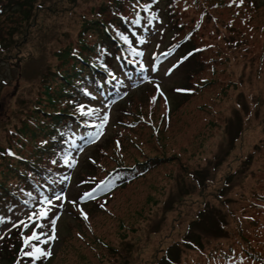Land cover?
<instances>
[{
  "label": "rangeland",
  "instance_id": "rangeland-1",
  "mask_svg": "<svg viewBox=\"0 0 264 264\" xmlns=\"http://www.w3.org/2000/svg\"><path fill=\"white\" fill-rule=\"evenodd\" d=\"M18 1L23 7L11 11L16 1L1 0L0 148L43 95V76L60 64L57 53L77 44L82 16L91 17L104 0ZM142 1L158 12L142 44L143 71L116 93L90 99L98 103L87 108L96 112L97 126L91 135L75 134L63 199L45 205L43 219L28 220L42 199L7 213L0 254L7 237H23L25 245L33 228L47 234L28 244L49 246L47 264H223V251L231 249L254 264L239 230L264 254V0ZM193 29L196 45L206 47L195 58L203 70L189 75L190 62L171 70L177 57L162 53ZM200 77L211 82L186 96ZM149 159L157 165L139 177L78 200L105 168L125 169L117 161L142 166ZM52 219L56 238L49 240ZM218 220L224 227L216 232ZM19 221L28 227L14 226ZM98 237L100 245L90 243Z\"/></svg>",
  "mask_w": 264,
  "mask_h": 264
},
{
  "label": "trees",
  "instance_id": "trees-1",
  "mask_svg": "<svg viewBox=\"0 0 264 264\" xmlns=\"http://www.w3.org/2000/svg\"><path fill=\"white\" fill-rule=\"evenodd\" d=\"M15 1L10 4L11 11L24 5L23 2ZM242 1L245 2V0ZM251 1L249 0V2ZM0 4L2 12L5 11L4 3L2 4L1 0ZM216 4H223V0H216ZM39 7L42 8L43 4H39ZM151 10V3L142 0H104L97 10L91 11V17L82 16L83 27L79 31L77 44L71 45L68 51L63 49L57 53L61 58L60 64L50 69L45 77L43 76V95L31 103V112L27 110L25 118L21 120L20 128H15L11 133V142L0 148V227L3 226L7 213L15 211L20 206L31 208L35 206L41 196L52 195L53 188H64L67 181V166L64 161L55 160L54 155L57 152L66 153L68 150L66 145L69 140V129L72 127L71 123H74L73 115H78L77 122L81 123L83 128L93 127L88 124L89 120L87 122V118L83 114L81 117L76 112L77 110L73 109L75 107L73 102H81L82 98L87 95L92 97L91 95L94 93L98 95L100 90L109 87L112 79V85L118 84L119 76L113 78L114 72L108 63L115 61L119 66H124L120 48H124L126 57L134 60L136 52H138L137 47L143 40L140 35L144 33L140 32V27L143 24L147 25L152 19ZM198 27H201V23ZM189 31H187L186 37L178 40L177 43L178 45L184 44V51L180 45L179 54L184 56L186 51V54L189 55L182 66L190 62L187 70L190 67L189 75H195L204 68V64H200L199 59L195 58L205 51V46L196 45L193 39L196 30L193 29L190 33ZM209 82L211 80L205 77H200L199 81L195 80L196 89L188 93L185 88L186 96L202 91ZM90 87L93 89L88 90ZM164 121L162 118L159 123ZM59 157L61 158V156ZM152 161L151 159L145 160V164L142 166L139 165L142 163L140 162L135 168L132 165L124 164L123 161H117L116 167L125 168L128 166V168L123 170L105 168L101 178H97L87 191L96 189V192L100 191L103 194L114 186H123L132 180L131 176L137 177L157 165L158 162ZM89 163L99 168L98 163L94 161ZM102 167L100 166V168ZM129 172H131L130 176ZM109 180L112 181L109 182ZM100 182L103 184L100 188H96ZM51 185L53 186L51 192H43ZM223 227V223L218 220L215 231L219 232ZM92 228L93 226L85 230L89 231L88 229ZM33 231L38 236H42L44 233L35 228L32 229V233ZM83 234L86 237L90 235L86 232ZM239 234L245 244L243 251L245 256L253 259L254 264H264V254L254 248L248 236L241 230H239ZM79 237L84 239L82 233ZM100 240L98 237L97 242L94 238L90 243L94 241L95 244H92L98 246ZM22 241L19 238L17 241L12 240L11 237H7L3 241L0 257L5 260V264L8 262V264H43L44 258L35 260L34 257L24 255V252L32 251L33 248L31 245L23 246ZM11 242L12 248L8 245ZM92 244H90L91 248H93ZM19 246L20 251H18ZM220 247L215 246V249L218 250ZM232 251V249L223 251L222 256L225 258L223 264H245L241 261L242 255L232 254Z\"/></svg>",
  "mask_w": 264,
  "mask_h": 264
},
{
  "label": "snow or ice",
  "instance_id": "snow-or-ice-1",
  "mask_svg": "<svg viewBox=\"0 0 264 264\" xmlns=\"http://www.w3.org/2000/svg\"><path fill=\"white\" fill-rule=\"evenodd\" d=\"M139 55V53H138ZM166 55V54H165ZM141 71H143V65H141ZM81 112L83 113V106H81L80 108ZM89 112H91L92 110L89 109L88 110ZM108 119V117L105 115L103 117V121L101 122V124L99 125L100 128H103L104 126V122H106ZM99 135V133H97V136ZM55 163V161H54ZM65 163H67V161H65ZM103 184V182H100V184H98L96 186V188H100L101 185ZM95 192H96V189H93L92 191L90 192H87L84 194L83 197H81V199H95L96 196H95ZM63 197L62 195L60 194H57L55 195L53 198H49L47 196H44L43 199L41 201H39V206L37 208V210L33 211L29 217H28V220H33L34 218L36 219H43V218H46L47 215H48V211L50 210V208H45V205H48V206H51L53 205V201H59V200H62ZM75 203V202H73ZM58 206H62V205H58ZM84 215V218L87 219V214H83ZM20 224H23L24 227H28V224L25 223L24 221H19L16 225L14 226H19ZM39 227H43V225H38ZM51 228H52V235L48 236V239L49 240H54L56 237H55V231H56V219H52L51 220ZM38 235L35 231H33L32 235L29 236V237H26L25 240H24V243H25V246H27L29 244V242L31 240H34V239H38ZM32 248L33 250L32 251H26L24 252V255L25 256H29V257H34L36 259H39L41 256H47V255H50L49 252L47 251H44L42 249H40L39 247H37L36 245H32Z\"/></svg>",
  "mask_w": 264,
  "mask_h": 264
}]
</instances>
